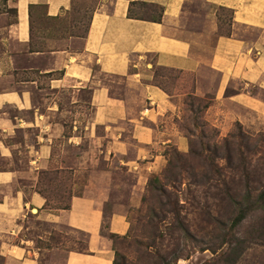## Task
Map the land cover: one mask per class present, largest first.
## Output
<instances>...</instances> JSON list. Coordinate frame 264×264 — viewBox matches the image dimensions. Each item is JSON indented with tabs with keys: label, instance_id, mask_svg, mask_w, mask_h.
<instances>
[{
	"label": "crops",
	"instance_id": "crops-1",
	"mask_svg": "<svg viewBox=\"0 0 264 264\" xmlns=\"http://www.w3.org/2000/svg\"><path fill=\"white\" fill-rule=\"evenodd\" d=\"M138 1L161 6V19L130 16ZM72 6L0 0V264H55L59 254L61 264H113V237L128 232L126 215H106L103 199L87 194L50 208L36 183L51 166L54 141L104 142L107 152L136 158L159 157L168 142L184 150L187 139L160 125L173 103L155 84L154 65L191 74L197 93L217 73L211 87L227 115L264 125V0H99L80 49L72 36L34 34L36 8L56 19ZM219 7L231 11L228 33L219 32ZM70 233L83 236L84 251Z\"/></svg>",
	"mask_w": 264,
	"mask_h": 264
},
{
	"label": "rangeland",
	"instance_id": "rangeland-1",
	"mask_svg": "<svg viewBox=\"0 0 264 264\" xmlns=\"http://www.w3.org/2000/svg\"><path fill=\"white\" fill-rule=\"evenodd\" d=\"M98 2L73 0L71 10L56 19L36 8L34 34L72 36V47L80 49ZM132 6L131 14L144 18L158 17L161 7L142 1ZM216 12L219 32H229L230 10ZM153 71L155 84L173 103L160 125L184 136L187 147L180 150L168 142L159 157L136 158L129 151L107 152V144L86 138L76 147L54 141L51 166L39 171L37 188L55 206L66 205L73 194H87L103 199L106 215L124 213L129 230L113 237L117 264H264V125L227 115L211 87L217 73H209V90L197 93L191 74L157 65ZM78 95L89 107L88 92ZM88 107L76 110L78 119L89 113ZM236 200L247 211L233 225ZM53 237L61 239L60 234ZM54 261L61 264V255Z\"/></svg>",
	"mask_w": 264,
	"mask_h": 264
},
{
	"label": "trees",
	"instance_id": "trees-1",
	"mask_svg": "<svg viewBox=\"0 0 264 264\" xmlns=\"http://www.w3.org/2000/svg\"><path fill=\"white\" fill-rule=\"evenodd\" d=\"M133 3H135V2H132L131 5ZM149 5L156 6L155 4H152V3H150ZM162 11H163V8L160 7L159 16L156 17V18H150V19L155 20V21H159L161 19ZM8 12H10L12 15H15L16 14V9H14V8L8 9ZM129 15L130 16H135V15L131 14L130 10H129ZM38 178H39V176H38ZM37 183H38V181H37ZM36 189H37L38 192H40L46 198V205L48 207H50V208H68V204L61 205V206L60 205L59 206H55V203L54 204L51 203V199L49 198L48 195H46V193L42 189L37 188V186H36ZM263 199H264V191H263ZM234 203L236 204L237 208H236V215H235V217L233 219V225H237L244 219L247 210L245 208H242V206H240V201L236 200ZM111 236L113 237L114 235H111ZM236 244H237L236 248H238V249H237V251L234 254H236V256H237L240 253V251H241V247H240L241 246V242L235 243V245ZM73 246L75 248H77L79 251H84L85 250V243L83 241H81V240H77ZM236 248H234V251L236 250ZM113 264H117L115 260H114Z\"/></svg>",
	"mask_w": 264,
	"mask_h": 264
}]
</instances>
